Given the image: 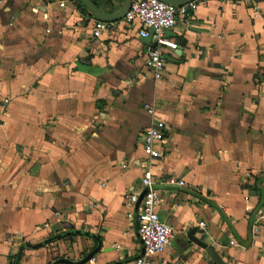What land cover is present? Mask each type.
<instances>
[{
    "label": "crops",
    "instance_id": "0c3cea01",
    "mask_svg": "<svg viewBox=\"0 0 264 264\" xmlns=\"http://www.w3.org/2000/svg\"><path fill=\"white\" fill-rule=\"evenodd\" d=\"M108 14L124 0H96ZM65 2V6H61ZM201 4L151 41L72 0H0V264H131L142 256L127 196L142 192L143 135L167 124L156 164L161 219L176 230L158 264H264V0ZM4 100L8 104L4 105ZM184 187L167 185L169 177ZM204 224L203 226L201 224Z\"/></svg>",
    "mask_w": 264,
    "mask_h": 264
},
{
    "label": "built area",
    "instance_id": "2783aa9c",
    "mask_svg": "<svg viewBox=\"0 0 264 264\" xmlns=\"http://www.w3.org/2000/svg\"><path fill=\"white\" fill-rule=\"evenodd\" d=\"M213 1L222 5L251 3L256 13L261 10L260 0H195L180 7L161 0L132 1L130 10L122 20L127 24H138L140 37L151 41L153 47L149 51V65L156 79H161L163 76L167 50L180 49L177 43L165 36V33L177 25L179 18H185L190 12H196L199 5ZM61 6L64 7L65 2H61ZM115 26L116 22L98 20L95 24L94 37L99 38L102 34L111 32ZM8 102L4 100V105ZM147 113L152 118V124L143 135V149L146 157L142 166V192L131 194L126 198L128 219L136 222L143 247L142 256L134 259L131 264H158L154 258L168 248L176 236V230L161 219L158 211L162 197L157 189L159 179L155 169L157 162L165 156L167 150L168 127L166 122L157 116L154 106H148ZM164 182L177 187L186 185L184 179L173 176Z\"/></svg>",
    "mask_w": 264,
    "mask_h": 264
},
{
    "label": "water",
    "instance_id": "95a60500",
    "mask_svg": "<svg viewBox=\"0 0 264 264\" xmlns=\"http://www.w3.org/2000/svg\"><path fill=\"white\" fill-rule=\"evenodd\" d=\"M77 1H79L90 12V14L97 20L105 21V22H117V21H121L126 16L128 11L130 10L133 0H124L122 8L118 12L112 13V14L103 12L92 0H77ZM161 1L167 4H170L172 6H175V7H180V6L185 5L186 3H189L195 0H161ZM195 233H196V230L195 229L192 230V232L188 236V239L192 243L199 246L200 248L206 250L207 254L209 255V257L211 258L214 264H226L224 260L220 257V255L216 252V250L212 246L209 247L206 243L196 238ZM24 248L25 246L20 248L15 264L20 263ZM99 250H100L99 247L96 248L89 255H87L84 259L78 262H72L71 260L62 258V259L56 260L55 262L51 264H86L92 260V258L99 252Z\"/></svg>",
    "mask_w": 264,
    "mask_h": 264
},
{
    "label": "trees",
    "instance_id": "16d2710c",
    "mask_svg": "<svg viewBox=\"0 0 264 264\" xmlns=\"http://www.w3.org/2000/svg\"><path fill=\"white\" fill-rule=\"evenodd\" d=\"M72 1H75L76 3H78L79 4V6L80 7H82L83 9H85V10H87L79 1H77V0H72ZM98 7H99V5H98V3H97V1L96 0H92Z\"/></svg>",
    "mask_w": 264,
    "mask_h": 264
}]
</instances>
